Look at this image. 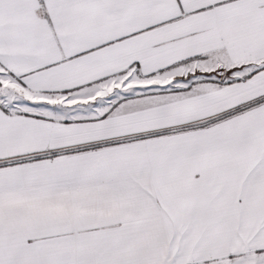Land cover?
<instances>
[{
    "label": "snow or ice",
    "instance_id": "snow-or-ice-1",
    "mask_svg": "<svg viewBox=\"0 0 264 264\" xmlns=\"http://www.w3.org/2000/svg\"><path fill=\"white\" fill-rule=\"evenodd\" d=\"M0 264H264V0H0Z\"/></svg>",
    "mask_w": 264,
    "mask_h": 264
}]
</instances>
